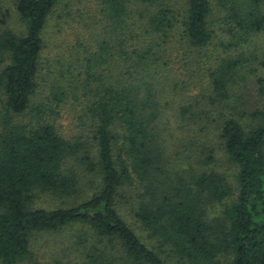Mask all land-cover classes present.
<instances>
[{"label": "trees", "instance_id": "trees-1", "mask_svg": "<svg viewBox=\"0 0 264 264\" xmlns=\"http://www.w3.org/2000/svg\"><path fill=\"white\" fill-rule=\"evenodd\" d=\"M61 2L0 1V264L69 225L83 264H264V0H97L45 61Z\"/></svg>", "mask_w": 264, "mask_h": 264}, {"label": "rangeland", "instance_id": "rangeland-1", "mask_svg": "<svg viewBox=\"0 0 264 264\" xmlns=\"http://www.w3.org/2000/svg\"><path fill=\"white\" fill-rule=\"evenodd\" d=\"M0 1L1 10L8 14L7 29L17 34L22 33L24 27L16 13L15 0ZM61 1L56 11L52 14L48 24L49 27L45 34L46 48L42 54L45 61L50 57L53 59L60 53L68 52L70 46L74 45L76 36H82L84 25L92 23L100 17V6L97 0ZM260 39H262V37ZM61 42H64L63 45H60ZM190 89H192V93H197L198 91V89H194L192 86ZM251 101H255L256 104V99ZM258 105L260 104H251V106ZM76 123V115L73 112L63 114L58 123L59 132L65 137L70 136L75 132L74 126ZM218 165L220 169L225 170V174L228 177L227 180L232 183L233 169L228 168L224 161L219 162ZM79 173L83 182L82 188L89 196L94 190L93 188L95 187L94 184L97 181V176L85 173L82 170H80ZM36 205L43 206L44 208H55L59 205V201L46 197L38 200ZM221 208L222 207L214 206L210 209V213L219 214ZM90 236V230L80 225H69L55 233L38 234L32 241V251L35 255L37 264H53L54 260H62L67 264H83L84 260L81 257L82 247L73 246L71 240H74V242H76V239L84 241V239H89Z\"/></svg>", "mask_w": 264, "mask_h": 264}]
</instances>
